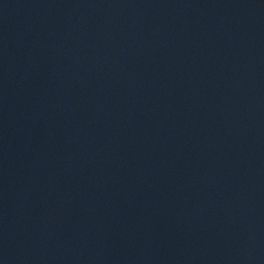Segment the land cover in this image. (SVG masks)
<instances>
[{
    "label": "water",
    "instance_id": "water-1",
    "mask_svg": "<svg viewBox=\"0 0 264 264\" xmlns=\"http://www.w3.org/2000/svg\"><path fill=\"white\" fill-rule=\"evenodd\" d=\"M0 264H264V0H0Z\"/></svg>",
    "mask_w": 264,
    "mask_h": 264
}]
</instances>
